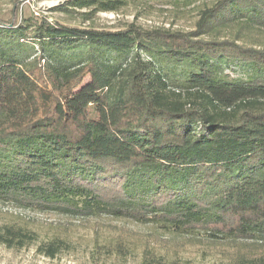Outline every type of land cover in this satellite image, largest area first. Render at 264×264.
Here are the masks:
<instances>
[{
	"label": "trees",
	"instance_id": "trees-1",
	"mask_svg": "<svg viewBox=\"0 0 264 264\" xmlns=\"http://www.w3.org/2000/svg\"><path fill=\"white\" fill-rule=\"evenodd\" d=\"M17 1L0 21V203L124 219L228 245V264H264V0H215L188 32L131 24L102 33L89 42L116 57L82 62L63 51L86 35L61 37L63 26L44 16L21 24ZM125 4L65 7L94 14ZM35 241L20 226L0 227L7 248ZM127 245L96 252L124 256ZM67 249L55 237L36 251L54 258ZM142 264L178 263L147 248Z\"/></svg>",
	"mask_w": 264,
	"mask_h": 264
},
{
	"label": "rangeland",
	"instance_id": "rangeland-1",
	"mask_svg": "<svg viewBox=\"0 0 264 264\" xmlns=\"http://www.w3.org/2000/svg\"><path fill=\"white\" fill-rule=\"evenodd\" d=\"M16 0H0V21L9 22ZM67 0H18V19L44 16L49 21L60 23L65 33L75 39L87 36L75 46L63 51L71 61H86L93 56L101 61H113L116 54L97 47L89 42L90 38H102V33H118L134 24L144 30L166 28L188 32L193 30L198 12L204 5L215 0H199L177 5L152 0H126V4L117 11L88 13L86 9L65 7ZM4 27V26H2ZM11 26H9L10 28ZM5 28V27H4ZM31 28L26 32L23 43L27 47L34 43ZM252 37L245 35L242 42L251 44ZM36 53L40 48L34 47ZM49 50L44 53L48 54ZM233 67V66H232ZM232 67H224V73L238 77ZM236 69V66H234ZM245 75L248 67L240 68ZM164 72L166 71L163 69ZM181 69L178 68V72ZM241 75V73H240ZM86 78L85 81H88ZM20 226L32 233L36 241L23 249L7 248L0 244V264H142L143 252L147 248L154 251L164 262L176 261L178 264H228L227 256L233 252L230 246L202 239L182 238L164 234L151 226L139 225L124 219L107 216L87 219L59 215L52 212H39L16 208L11 204L0 203V227ZM58 237L68 243V249L48 258L37 253L36 248L42 242ZM125 241L128 245L126 255L116 253L97 254L100 247H112L116 241Z\"/></svg>",
	"mask_w": 264,
	"mask_h": 264
}]
</instances>
